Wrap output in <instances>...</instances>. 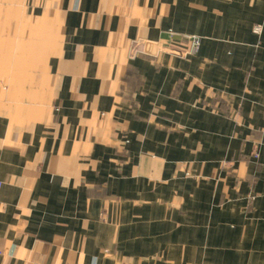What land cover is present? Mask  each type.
<instances>
[{
  "label": "crops",
  "instance_id": "crops-1",
  "mask_svg": "<svg viewBox=\"0 0 264 264\" xmlns=\"http://www.w3.org/2000/svg\"><path fill=\"white\" fill-rule=\"evenodd\" d=\"M17 3L0 264H264V0Z\"/></svg>",
  "mask_w": 264,
  "mask_h": 264
},
{
  "label": "rangeland",
  "instance_id": "rangeland-1",
  "mask_svg": "<svg viewBox=\"0 0 264 264\" xmlns=\"http://www.w3.org/2000/svg\"><path fill=\"white\" fill-rule=\"evenodd\" d=\"M20 8V5L17 3L15 5V7H0V28H2V26H5L7 24H16L15 22H17V16H18V10ZM2 30L0 29V40L2 39ZM11 40L14 41H19L21 40V33H17L14 38H10ZM43 51H46L45 49H43ZM158 52H160V50H158ZM162 52V51H161ZM179 55H185V52H178ZM1 52H0V56H1ZM10 61H14L17 59L15 50H11L10 51ZM43 56V54H42ZM33 57V53L31 49H26L25 51V64L22 65V69L20 70V73H18V71L14 70L15 67L17 66H13V65H9L7 64L8 61H6L5 58L0 57V112H6L7 115L11 114L12 117L16 118L17 114H13L12 112H15V105L16 104L18 106V102L20 100H24V97H18L15 95H8L6 93H4V96H1L2 90L5 88H11L13 83H20L21 84V88H25L24 85H22L23 83L21 82L22 77H24L25 75H28L29 73H31L34 68H35V64H32L30 58ZM22 76V77H21ZM16 94V93H13ZM4 101H9L11 103V107H7V106H2V102L4 103ZM9 114H8V113ZM10 116V115H9Z\"/></svg>",
  "mask_w": 264,
  "mask_h": 264
},
{
  "label": "built area",
  "instance_id": "built-area-1",
  "mask_svg": "<svg viewBox=\"0 0 264 264\" xmlns=\"http://www.w3.org/2000/svg\"><path fill=\"white\" fill-rule=\"evenodd\" d=\"M190 39H191L190 41H191V47H192L191 51L196 52L201 46L202 39L200 37H192ZM142 51L144 53L147 52L146 48H143ZM157 51L158 50H155V53H157Z\"/></svg>",
  "mask_w": 264,
  "mask_h": 264
}]
</instances>
